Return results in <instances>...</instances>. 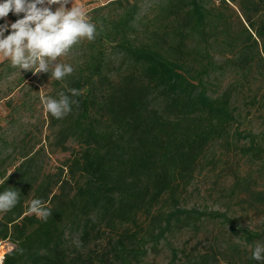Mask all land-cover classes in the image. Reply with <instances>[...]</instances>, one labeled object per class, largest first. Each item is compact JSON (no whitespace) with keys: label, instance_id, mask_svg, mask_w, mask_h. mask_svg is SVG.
<instances>
[{"label":"trees","instance_id":"16d2710c","mask_svg":"<svg viewBox=\"0 0 264 264\" xmlns=\"http://www.w3.org/2000/svg\"><path fill=\"white\" fill-rule=\"evenodd\" d=\"M146 1L110 2L102 9L120 15L93 23L95 41L68 88L81 91L79 104L54 117L61 144L78 147L61 169L65 178L36 172L26 157L10 172L0 170V193L20 191L19 203L0 212V243L14 246L2 264H140L181 227L220 220L236 233L223 213L181 207V192L206 151L227 145L239 119V81L222 90L227 76L246 80L264 69V0H155L139 20ZM108 49L130 66L116 79L108 74ZM234 137L247 141L242 157L264 160V137ZM249 185L234 181L246 204L264 205V192ZM35 199L51 209L46 221L30 211ZM235 235L251 247L243 264H258L251 255L264 234ZM170 253L173 264H209L212 257L181 261L177 249Z\"/></svg>","mask_w":264,"mask_h":264},{"label":"rangeland","instance_id":"374dc122","mask_svg":"<svg viewBox=\"0 0 264 264\" xmlns=\"http://www.w3.org/2000/svg\"><path fill=\"white\" fill-rule=\"evenodd\" d=\"M114 1L117 0H73V3H82L89 22L94 23L97 19L120 15V11L102 9ZM154 3L155 0H147L142 4L139 20L144 14H151L150 6ZM99 9L101 11L97 12ZM94 41L81 39L67 55L50 62L48 74L34 75V68L22 70L13 67L10 60L0 59V170L10 172L26 157L33 158L36 172L65 178V171L62 174L61 169L78 147L73 140L61 144L56 134L61 128V120L45 111L41 96L58 99L61 91L68 90L69 84L78 78L81 56H85L88 45ZM216 51L222 53L223 49ZM106 55L109 75L116 79L129 71L130 66L123 63L117 52L108 49ZM54 63L71 65L73 72L57 81L51 75ZM253 75L239 80L237 75L231 74L225 79L222 90L234 79L239 81L238 93L233 100L239 119L231 130L227 145L216 144L206 151L192 181L181 192V207L223 213L235 221L236 233L220 220H205L198 230L181 227L160 244L156 255L148 254L140 264H173L170 248L178 250L181 261L211 253L209 264H243L251 247L235 234L243 230L264 234V205L250 207L245 203V195L238 194L241 188H234L236 178L249 179L250 190L264 192V160L252 161L242 157L241 148L247 141L234 137L235 131L241 135L252 133L264 137V69L255 68ZM2 246L6 253L14 248L9 243H2Z\"/></svg>","mask_w":264,"mask_h":264},{"label":"clouds","instance_id":"9594fccd","mask_svg":"<svg viewBox=\"0 0 264 264\" xmlns=\"http://www.w3.org/2000/svg\"><path fill=\"white\" fill-rule=\"evenodd\" d=\"M9 13L17 17L15 22L5 19ZM0 20L4 21L0 24V59L10 60L13 67L22 70L34 68V75L48 74L50 62L67 55L81 39L91 41L97 34L84 5L74 4L73 0H0ZM52 69L51 75L57 81L73 72L72 66L67 64L54 63ZM68 93L70 95L61 91L58 99L41 96L45 111L57 119L69 115L73 106H78L75 97L80 96L81 91L70 88ZM19 197L18 189L0 193V212L11 210L19 203ZM43 204L40 199L33 200L30 211L46 221L52 211ZM76 243L79 246V242ZM251 259L258 264L264 262V243L256 244Z\"/></svg>","mask_w":264,"mask_h":264},{"label":"built area","instance_id":"2783aa9c","mask_svg":"<svg viewBox=\"0 0 264 264\" xmlns=\"http://www.w3.org/2000/svg\"><path fill=\"white\" fill-rule=\"evenodd\" d=\"M3 246H2V243H0V264L3 263V260H4V255L6 254V251L3 250Z\"/></svg>","mask_w":264,"mask_h":264},{"label":"water","instance_id":"95a60500","mask_svg":"<svg viewBox=\"0 0 264 264\" xmlns=\"http://www.w3.org/2000/svg\"><path fill=\"white\" fill-rule=\"evenodd\" d=\"M11 251V250H10Z\"/></svg>","mask_w":264,"mask_h":264}]
</instances>
